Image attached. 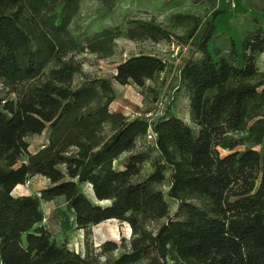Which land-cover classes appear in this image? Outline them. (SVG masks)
<instances>
[{"label": "trees", "instance_id": "trees-1", "mask_svg": "<svg viewBox=\"0 0 264 264\" xmlns=\"http://www.w3.org/2000/svg\"><path fill=\"white\" fill-rule=\"evenodd\" d=\"M106 1L108 12L114 3ZM78 4L0 0V82L10 91L0 98V264H264V72L257 68L263 26L254 20L240 49L229 40L227 50L211 51L213 20L226 13L213 12L192 45L200 58L178 72L189 123L163 113L147 118L150 112L129 120L109 109L117 99L112 82L144 88L166 63L151 55L129 57L111 78L73 88L82 65L71 54L84 50L68 33ZM173 20L188 24L184 37L175 40L153 20H131L128 39L185 48L197 23L181 14ZM115 37L103 29L84 45L107 58ZM105 127L112 131L107 139ZM44 132L46 143L31 153L27 138ZM149 132L159 160L144 176ZM239 133L246 136L232 137ZM244 142L248 147L236 150ZM219 149L228 154L222 157ZM36 176L49 186L37 195H12ZM164 182L165 192L157 188ZM57 198L72 212L76 230L117 221L130 228L128 243L105 241L99 253L85 256L59 245L41 225V203ZM166 198L177 205L173 217ZM120 248L118 258L107 257Z\"/></svg>", "mask_w": 264, "mask_h": 264}, {"label": "rangeland", "instance_id": "rangeland-1", "mask_svg": "<svg viewBox=\"0 0 264 264\" xmlns=\"http://www.w3.org/2000/svg\"><path fill=\"white\" fill-rule=\"evenodd\" d=\"M111 1L114 3L112 9L105 12L107 8V1L105 2V0H79L78 11L70 22L68 33L70 36L79 37V49L84 48V50L71 54L74 60L82 65V74L74 76L72 87L77 88L83 82L90 81L93 78H111L116 65L129 57L151 55L161 58L166 63L165 71L156 75L153 81L146 82L144 88H138L134 85L120 86L112 82L117 99L109 109L123 113L129 120L138 118L136 114L141 117L150 112L156 116H160L162 113L168 117L174 116L189 123L187 100L183 90L177 88L178 72L185 62L200 58L201 55L193 49L192 45L200 39L206 23L211 20L213 12L224 11L226 13L218 15L213 20L215 31L209 43L211 51L215 49L227 50L229 40H233L237 48L240 49L242 39L252 29L254 20L264 28V0ZM177 14L194 18L198 26L197 32L185 48H177L167 41L154 44L148 39L137 41L128 39L127 33L132 28L128 25V22L131 20H153L170 31L175 40L176 37H184L188 30V24L175 23L173 17ZM103 29L111 30L116 34L112 44L113 54L107 58L103 57L102 53H89L84 45L85 38L90 39ZM257 68L260 72H264V54L258 58ZM9 92V88L0 82V98L10 97ZM111 133V129L105 127L102 137L107 139ZM245 136L244 133L232 135L237 139ZM47 137L48 133L44 132L40 136L27 138L29 151L35 153L40 150L46 143ZM247 147L248 143L244 142L236 150L243 151ZM143 149V151L149 152L150 156L142 171V175L146 176L152 173V162L159 160V155L153 142L146 141ZM219 153L223 157L228 154V151L219 149ZM126 158V154L122 155L115 166L120 162H124ZM168 175L169 171L167 170L165 173L166 178ZM166 185V182H164L158 185L157 188L165 192ZM48 186L49 182L46 179L36 176L24 186L18 189L16 187L14 190L17 189V191L12 193L14 197L37 195ZM81 191L95 203L87 186L81 187ZM166 200L171 207L170 216L173 217L177 205L174 201H169L167 198ZM102 205H108V203H102ZM41 209L44 212V221L41 225L45 226L59 245L64 243L70 250L81 256H85L87 250L92 254L99 253V248L105 241L119 243L120 240L124 239L125 243H128L131 237L128 225L117 221H108L90 227L86 231L76 230L73 214L66 208L62 198L54 199L51 202H42ZM162 222L154 224L153 227L157 228ZM122 253L123 249L120 248L107 257L115 259ZM103 259L104 257L101 258V260Z\"/></svg>", "mask_w": 264, "mask_h": 264}, {"label": "built area", "instance_id": "built-area-1", "mask_svg": "<svg viewBox=\"0 0 264 264\" xmlns=\"http://www.w3.org/2000/svg\"><path fill=\"white\" fill-rule=\"evenodd\" d=\"M146 117L147 118H151V113L150 114H147ZM154 138H155V136L151 132H149L148 135H147V137H146L147 141H150V142H153L154 141Z\"/></svg>", "mask_w": 264, "mask_h": 264}, {"label": "crops", "instance_id": "crops-1", "mask_svg": "<svg viewBox=\"0 0 264 264\" xmlns=\"http://www.w3.org/2000/svg\"><path fill=\"white\" fill-rule=\"evenodd\" d=\"M19 187H21V186H18L17 189H18ZM17 189H16V191H17ZM14 191H15V190H14ZM16 191H15V192H16ZM12 195H13V193H12ZM20 196H23V195H20Z\"/></svg>", "mask_w": 264, "mask_h": 264}]
</instances>
